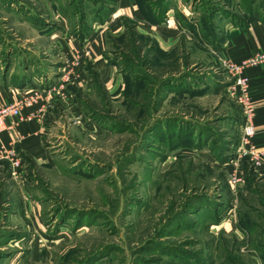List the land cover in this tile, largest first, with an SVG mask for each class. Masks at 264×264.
I'll use <instances>...</instances> for the list:
<instances>
[{"label":"rangeland","instance_id":"374dc122","mask_svg":"<svg viewBox=\"0 0 264 264\" xmlns=\"http://www.w3.org/2000/svg\"><path fill=\"white\" fill-rule=\"evenodd\" d=\"M99 1L113 11L94 25L107 23V32L117 35L118 18L126 17V7L135 6L133 0H0V60L1 51L13 50L16 60L24 63L31 59V52L35 57L47 46L51 62L59 64L55 70L59 77L79 81L83 73L72 76L77 61L67 56L75 50L79 62L93 57L86 45L82 47L80 18L84 14L85 21L91 22ZM209 1L167 0L163 23L151 30L164 48L182 36L188 61L185 68L181 65L183 72L200 74L205 82L207 77L212 89L218 86V93L209 90L176 101L169 97L143 118H136L134 110L126 111L120 96L106 106L92 98L79 101L82 119L94 123L96 130L84 126V121L78 127L81 118L73 112L75 124L66 140L52 143V163L31 167L23 163L16 178L6 177L1 184L0 264H264L263 166L256 168L248 154L233 165L237 143L229 146L227 160L220 163L207 147L180 146L167 151L156 141L147 152L149 144L144 142L150 121L176 116L207 125L226 140L236 132L239 139V123L234 129L230 118L235 116L236 104L241 108L238 93L230 94L233 100L224 93L228 87L232 92L228 82L235 76H227L209 45L199 44L176 20L183 14L187 22L196 24L202 3ZM241 1L212 3L244 16ZM136 2L147 12L158 8L155 0ZM66 4L68 13L61 7ZM228 16H218L215 23L225 30L236 28L231 23L234 17ZM35 19L45 24L40 27ZM255 21L259 20L250 24ZM137 23L144 34L148 25L143 17ZM46 24L57 26L47 31ZM102 48L104 63L120 74L107 56L120 60L126 56L124 49L114 48L106 35ZM256 64L263 63L250 65ZM88 169L92 174L81 173ZM234 170L242 181L231 187L228 175Z\"/></svg>","mask_w":264,"mask_h":264},{"label":"crops","instance_id":"0c3cea01","mask_svg":"<svg viewBox=\"0 0 264 264\" xmlns=\"http://www.w3.org/2000/svg\"><path fill=\"white\" fill-rule=\"evenodd\" d=\"M126 9L129 11V13L126 12V16L136 21V29L141 32L138 29L137 22L138 18H142V16L138 9L133 4L130 7H126ZM132 9H134V14L131 12ZM118 20L121 21L120 25L122 28V20L120 18ZM106 24L97 26L93 24L92 30L83 38L84 43L82 42V47L86 45L88 51L93 54V57L88 58L87 61L82 58L79 62L78 54L75 50L68 54L69 60L77 61L74 67L75 74L72 76H79L80 71L83 73L80 80L76 82L72 81L71 78L59 77L58 73L55 72L59 68V64L54 66V63L51 62L53 60L49 58L51 55H49V48L47 49V46L41 52H37L35 57L33 56L36 53L32 54L33 52H31V59L29 61L25 59L24 63L16 60L17 54L13 53V50L10 53L4 50L1 51L0 106L19 98L23 88L30 85L33 87L40 86V95L37 101L30 107L22 108L21 118L14 116L5 118L4 128L0 131V145L14 148L22 157L23 163L29 164L30 167L31 164L32 166H36L52 163V159L54 158L53 153L55 152L50 151L54 147L52 143L57 142V145H60L63 144V138L66 140L71 126L75 124L71 119V116H74L71 115L73 112L76 115L75 117L81 118L80 125L76 123L78 127H82V121H84V126H87L89 129H95L94 123L86 118L82 119L81 110L78 106L80 100L77 96L81 100L92 98L96 101L99 100V93L104 89L108 95L109 102L119 96L122 98L120 94L123 89L122 75L121 73L118 74L114 67L104 63V56L101 54L103 53V37L108 30ZM147 25L148 30H145L143 33L153 36L154 30L151 29H155L157 26H152L148 23ZM224 31V34L220 36V48L217 50L212 49L213 54L217 58L216 64L220 65L222 71H226L227 76L230 74L235 76L234 80L231 78L232 81L228 82V85L234 88H236L234 83L238 74L248 77V96L254 107L253 123L255 125V134L251 141L257 150L264 151V65H250L244 62L248 57L264 50V23L262 21H255L244 28L236 27L230 30H225L224 28ZM154 39L162 50L168 51L175 45H178L183 38L182 36L181 38L178 37L168 48H164L155 37ZM7 57L10 59L8 60ZM235 68H239L238 73L234 71ZM228 70L231 71L229 72ZM94 73H96L95 77ZM38 79L39 81H37ZM97 85L100 86L99 90L96 89ZM224 93L227 99H229L232 92L228 87L227 92L225 91ZM95 95H97V98ZM234 100L236 101L235 98ZM240 109L236 104L234 113L237 114V124L239 123L237 127L239 129V139L235 147L236 150L241 141L242 113ZM77 113L80 114L77 115ZM55 131H59V134H56ZM249 161H252L250 156ZM260 166H263L264 171V156L255 167L258 168ZM6 177L11 178L9 166L7 162L1 160L0 188L1 184L5 183Z\"/></svg>","mask_w":264,"mask_h":264},{"label":"trees","instance_id":"16d2710c","mask_svg":"<svg viewBox=\"0 0 264 264\" xmlns=\"http://www.w3.org/2000/svg\"><path fill=\"white\" fill-rule=\"evenodd\" d=\"M87 1L90 0H86V3ZM92 1L96 2V0ZM155 1L158 2L157 10L155 12H147L143 10L140 2L133 0L134 5L137 7L145 22L152 26L162 24L166 16L165 3L167 0ZM99 2V8L91 18V22L88 20H86L87 22L85 21L84 14H82L80 18V24L83 26V29L81 28L82 33H80L81 39L89 34L94 22H102L103 19L107 17V12L113 11L102 1ZM241 5H243L245 11L244 16H237L234 12L228 13L221 4L212 3L211 0L207 5L202 3V14L198 17L196 24L187 22L183 14L177 16L176 20L182 27L194 34L199 44H208L211 49L217 50L220 48V36L225 32L223 25L219 26L215 23V19H218V16L229 15L228 17H234L231 23L235 27L244 28L253 20H259L264 23V0H259V3L256 5H254L253 0H248V2L243 0V2L241 1ZM61 7L64 12L68 13L69 4ZM220 11L222 13H220ZM216 12L220 14L217 15ZM245 16H247V18H245ZM121 20L124 28L123 32L117 35H112L110 32H107L106 39L109 40V43L114 48L117 47L119 49V47H122V49H124L122 53L126 55H123V60L107 56L108 61L116 65L122 75L123 89L120 94L122 96V104L126 111L134 110L132 112L136 118H143L157 110L158 106L160 107L166 98L169 99L170 97L171 100L176 101L183 95L195 97L203 95L209 90L218 93L219 90L216 89L218 86L216 85L212 89L207 77V81L205 82V78L200 74L183 72L184 69L182 68H185L188 64L187 56L184 52L183 39L178 45H175L168 51H164L159 47L157 41L153 37L137 31L136 22L134 20L127 16L123 17ZM35 21L40 27L45 24L41 19H39V21L35 19ZM52 25L46 24L43 27L48 31L51 27L54 28L57 26V24ZM137 63L140 65L138 66ZM174 70L176 72H174ZM95 74L96 73H94V77ZM198 81L201 82L200 85ZM154 85L155 88H153L152 91L151 87H154ZM99 87L100 86L97 85L96 89L99 90ZM140 95L141 100H139ZM77 98L82 102L79 96H77ZM99 100L106 106L108 95L104 89L99 93ZM231 106L233 107V105ZM195 108L198 107L195 106ZM92 112H96L99 116H102V114L97 111ZM234 114L235 116H231L230 118H232L231 125H233L235 129L238 116L236 113ZM90 117L95 118L98 122L100 120L92 114ZM194 122L196 124H194ZM123 124L125 125V123ZM113 125H116L115 121L112 122L111 127ZM149 125L151 126L145 129L144 132V142L149 144L146 145L147 152L151 149L150 147L155 146L154 143H156V141L163 144L167 151L176 149L180 146L195 148L207 147L209 151L212 152V156L220 163H223L228 158L227 152L230 149L229 146L237 143L236 132L230 135L226 140V138L224 139L222 137L221 133H216L207 125L197 122L196 120L182 121V119L177 116L165 118L164 120L155 118L149 122ZM117 131H122V129H118ZM151 140L152 142H150ZM160 156L165 158L166 154L161 153ZM246 167H244L245 174L249 175L250 173L246 170ZM86 172L92 174L91 169L81 173Z\"/></svg>","mask_w":264,"mask_h":264},{"label":"built area","instance_id":"2783aa9c","mask_svg":"<svg viewBox=\"0 0 264 264\" xmlns=\"http://www.w3.org/2000/svg\"><path fill=\"white\" fill-rule=\"evenodd\" d=\"M167 25L170 26V21H167ZM246 64H255L262 62L264 64V51L247 58L244 61ZM236 73L239 72V68H235ZM248 77L245 75L238 74L234 85L236 88H232V93H238L237 100L241 105L242 109V124H241V141L236 154L232 159L233 165H236V161L241 155H250L253 163L257 166L261 158L264 156V151L257 150L252 144V137L255 134V125L253 123V105L251 104L248 96ZM21 94V95H20ZM19 98L0 106V131L4 128V120L7 117H18L21 118V112L23 107L32 106L38 99L40 91L33 86H28L22 89ZM4 160L7 162L10 170V176L16 178L18 172L23 168V159L20 154L12 147H6L0 145V161ZM237 170V169H236ZM229 173V184L231 187H236L242 181L241 176L235 171Z\"/></svg>","mask_w":264,"mask_h":264}]
</instances>
